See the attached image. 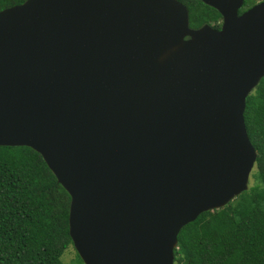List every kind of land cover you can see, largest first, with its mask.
Segmentation results:
<instances>
[{"label":"water","instance_id":"95a60500","mask_svg":"<svg viewBox=\"0 0 264 264\" xmlns=\"http://www.w3.org/2000/svg\"><path fill=\"white\" fill-rule=\"evenodd\" d=\"M25 0L0 10V145L70 195L84 264H174L178 233L248 188L244 112L264 77V0Z\"/></svg>","mask_w":264,"mask_h":264},{"label":"trees","instance_id":"16d2710c","mask_svg":"<svg viewBox=\"0 0 264 264\" xmlns=\"http://www.w3.org/2000/svg\"><path fill=\"white\" fill-rule=\"evenodd\" d=\"M23 1L0 0V10ZM179 1L191 27L221 17L202 0ZM244 120L257 154L253 182L180 229L174 264H264V77L246 99ZM69 205V193L40 153L0 145V264H64L61 256L72 244Z\"/></svg>","mask_w":264,"mask_h":264},{"label":"rangeland","instance_id":"374dc122","mask_svg":"<svg viewBox=\"0 0 264 264\" xmlns=\"http://www.w3.org/2000/svg\"><path fill=\"white\" fill-rule=\"evenodd\" d=\"M255 171V169L253 168L251 173H250V178H249V185L253 182V172ZM77 251L72 244H69L66 249L64 250L62 256H61V260L63 261L64 264H83L82 259L77 256Z\"/></svg>","mask_w":264,"mask_h":264},{"label":"flooded vegetation","instance_id":"af4514ba","mask_svg":"<svg viewBox=\"0 0 264 264\" xmlns=\"http://www.w3.org/2000/svg\"><path fill=\"white\" fill-rule=\"evenodd\" d=\"M262 0H256L252 5L260 2ZM244 1H243V4L242 6L238 9V14H241L242 12H244L245 10H247L248 8H250L252 5L246 7L244 6ZM221 15V14H220ZM222 21H223V17L221 15V17L215 22V23H207L209 25H211L212 27L216 28V29H220L221 28V25H222Z\"/></svg>","mask_w":264,"mask_h":264}]
</instances>
